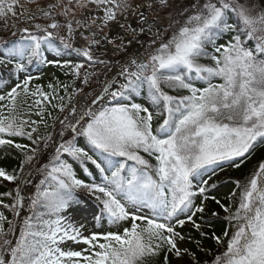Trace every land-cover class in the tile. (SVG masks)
Returning a JSON list of instances; mask_svg holds the SVG:
<instances>
[{
	"label": "snow or ice",
	"instance_id": "obj_1",
	"mask_svg": "<svg viewBox=\"0 0 264 264\" xmlns=\"http://www.w3.org/2000/svg\"><path fill=\"white\" fill-rule=\"evenodd\" d=\"M30 3L36 0H0L5 29L9 28V16L30 22L23 27L13 22L10 37L0 36V72L10 78L25 73L27 65L35 61L70 67L78 78L83 73L87 85L95 76L89 68L107 67L108 49L103 42L118 44L114 52L128 51L123 35L101 37L92 25L100 31L111 23L128 29V14L133 13L141 33L146 31L145 26L148 32L154 27L156 31L146 57L140 53L130 56L120 63L116 75L105 77L100 91L93 95L85 92L81 101L60 106L64 113L59 119L60 142L41 170L43 179L28 201L31 215L24 218L14 242L10 238L12 221H7L5 232L6 217L0 212V264H144L146 257H159L162 252L163 264H169L170 254L180 260L190 257L192 264H200L194 253L178 246V239L183 237L172 221L181 226L189 222L204 235L194 217L203 216L209 199L228 213L229 228L223 238L211 234L218 253L206 264H264V161L246 184L236 182L240 200L234 211L210 195V189L216 186L210 184L211 177L204 179L221 162L239 167L237 158L242 163L264 144V11L252 16L238 0H195L190 11L180 14L182 19H174L162 32L144 12L145 7L153 9L152 0H49L46 5L37 4L36 11L25 7ZM89 4L95 6V15L76 18L73 8ZM159 6L166 8L168 0H159ZM17 7L21 9L19 14ZM57 8H61L58 14ZM41 19L45 22H36ZM122 19L125 23H120ZM76 29L88 30V35L79 32L83 45L76 40ZM169 31L171 36L167 35ZM132 33L135 37L136 29ZM226 35L228 40L220 43ZM249 42L251 47L247 46ZM46 51L55 56L46 58ZM62 52L75 53L83 63L61 64L55 57ZM32 79L25 75L0 95V102L8 101L0 104L7 113L0 111V134L26 136L33 143L42 139L47 147L54 138L33 139L37 129H25L35 122L17 114L21 92L49 98L38 85L30 88ZM95 79L99 81L98 76ZM165 88L185 94H169ZM145 89L152 108L135 102ZM34 103L39 105L41 100ZM154 115L162 118L155 128ZM12 143L0 139V145ZM36 151L25 152L19 174L0 168V178L20 182L14 203L3 205L14 215L24 205L20 194L21 185L26 183L24 168L31 166ZM141 153L156 163H150ZM76 166L85 178L78 176ZM76 191L88 193L97 203V224L106 220L109 225L125 222L130 226L122 232L84 236L83 224L76 227L62 215L76 199ZM198 196L202 199L197 205L194 199ZM181 215L185 219H180ZM68 241L88 247L65 250L62 245ZM197 246L206 256H212L199 243Z\"/></svg>",
	"mask_w": 264,
	"mask_h": 264
},
{
	"label": "trees",
	"instance_id": "obj_2",
	"mask_svg": "<svg viewBox=\"0 0 264 264\" xmlns=\"http://www.w3.org/2000/svg\"><path fill=\"white\" fill-rule=\"evenodd\" d=\"M251 1H253L256 8H258L260 11H264V0ZM192 5L193 4L190 2L182 4L180 8L177 9V13L175 12V19H182L180 14L183 13L186 9L190 11ZM228 38L229 37L226 35L220 41V43L226 42ZM247 46L251 47L252 44L249 42ZM71 56H73V53L62 52L59 57L65 60L64 58H70ZM70 60L71 58L68 61L71 62ZM65 61H61V64H63ZM203 62L207 63L208 61ZM40 66L41 64L39 62L34 61L33 63L27 65L26 71L30 72L34 69L39 70ZM8 77L9 76L6 72H0V79L2 81H7L8 83H11L10 85H12V80L15 79L16 76H12L11 78ZM31 77L33 79L30 82V88L34 90L38 85L44 93L48 94V100H43V98L39 96H25V94L21 92L20 96L17 98L16 106L18 115L23 116V118L29 122H35L29 123V125L25 129L26 131H31L32 128H36L37 131L33 133V139H35L37 136L47 137L52 124L62 115L63 112H61L60 106L62 104L65 106L67 105V99L70 94L72 84L75 80V75L72 73L70 67H60L53 65V72L51 74L40 72L36 75H32ZM219 82L221 81H213V83ZM14 85L15 83L13 84V86ZM65 85H67V88H65ZM197 86L200 85L198 84ZM0 89H4V86L0 85ZM8 90L10 89H7L1 95L6 94ZM165 91H168L169 94H185L173 93L170 89L167 88H165ZM37 99L41 100V103L39 105H36L34 103V101ZM135 102L152 108V105L147 99L146 89L142 93V95L135 98ZM7 103V100L0 102V104ZM0 111H4L5 114H7L5 109L0 108ZM153 111H155V109H153ZM37 113L40 114L38 115ZM160 122H162V118L155 117L154 115L153 128L158 126ZM0 139H10L13 141L11 145H0V168L5 169L9 174H11L14 170L17 172V174H19V165L20 162L25 159V152L31 154L32 149L37 150L42 146L44 142L41 139L38 140L37 143H33L32 140H29L26 136H7L3 134H0ZM17 144L24 145L26 147L24 149H19L15 146ZM81 144H83V141H81ZM141 155H143L145 159H148L150 163H156L155 159L149 157L146 153H141ZM262 161H264V144L258 145L253 150L252 154L244 159L242 163L240 159L237 158L235 163L239 164V167H236L232 162H223L221 165L215 166L214 171L210 169L204 175V179H209V177H211L210 184H214L216 186L214 189H210V195L220 200L221 203H223L225 206L230 207L231 211H234L238 206L240 200V190L237 189L236 182L239 181L241 185L246 184L253 175L254 167ZM88 167L90 171H93L95 173L94 166L89 164ZM27 168L28 166L26 165L24 168V172ZM76 171L80 178H85L84 173L79 168V166H76ZM17 184H19V181L9 182L3 180V178H0V201H2V204H0V212H2L6 217V221L3 223V229L5 232H7L9 228L7 221H12L14 213L11 208H4L3 205L14 203ZM80 192L81 191L75 192L76 199L72 202L71 205H74L77 200L80 199ZM233 193H235V195H233ZM201 199L202 197H196L194 199V203L198 205ZM98 212L99 208L97 209V213ZM213 212H218L219 215L212 216L211 214ZM29 215H31V212L28 214V216ZM227 216L228 213H225L223 209L219 208L215 201L209 199L206 202V211L203 216L197 214V216L194 217L196 222L202 225L201 231L204 233V235H201L200 232H198L189 222H186L183 226L176 224V221L174 220L172 222L175 226L176 231L180 234V236L183 237L182 241L184 243V249H187L189 252L194 253L198 258L200 264H206V262H209L212 257L218 253L216 242L210 238L211 234L215 233L217 236H221L223 238L224 230L229 228V221L226 218ZM180 219H185V217L181 215ZM129 226L130 225L125 222H122L119 225H109L106 221L104 233L108 231L116 232L118 230L122 232L123 228ZM224 239L226 244V238ZM198 243L201 247L210 251L212 253V256H206L205 253L202 252L197 246ZM219 250L222 251L223 249L221 248ZM163 257V252L159 257H146L144 264H163ZM169 264H192V262L190 257H185L184 260H180L170 254Z\"/></svg>",
	"mask_w": 264,
	"mask_h": 264
},
{
	"label": "rangeland",
	"instance_id": "obj_3",
	"mask_svg": "<svg viewBox=\"0 0 264 264\" xmlns=\"http://www.w3.org/2000/svg\"><path fill=\"white\" fill-rule=\"evenodd\" d=\"M186 1L185 0H168V6L166 8H162L159 6V0H152V2L154 3L155 6L150 11V15L147 16V13H146V16L149 18H154L155 21H157L156 24H162L164 28L163 29L161 28L160 30L163 32L164 30L168 29V26L170 23L174 22L175 15L177 13V9H179L180 6L182 4H184V2H186ZM21 2L23 3V0H21ZM48 2H49V0H36V3L25 4V7L28 8L30 11H36L37 4L46 5ZM135 2L139 3L140 0H135ZM238 3H240L241 5H244L249 10L250 15H252V16H256L257 14L262 12L254 6L253 1H251V0H238ZM94 7L95 6L91 5V4H89L85 8L74 7L73 11L75 13V17L80 18L81 16L88 14V13H92L93 15H95V12H93ZM16 11H17V14H19L21 9L19 7H17ZM60 11H61V8L56 9L57 14ZM130 18L133 19V22L138 21L136 15L133 13L128 14L127 20L129 19V21H130L131 20ZM59 19L63 20V17H59ZM175 20H177V19H175ZM129 21H128V23H129ZM7 22H8L9 28L5 29V20L0 19V36L10 37V35H11L10 26L13 22L17 23L18 27H23V26H25L26 23H30V22H26L22 19L21 20H15V18H13L11 16H9L7 18ZM36 22L44 23L45 21H43L41 19V20L36 21ZM89 23L91 24V21H89ZM126 23H127V21H126ZM111 24H115V23H111ZM74 27H75V24H74ZM132 29H136L135 37L133 36ZM92 30L95 32H99V35H101V36L108 35V33H109V27H105L102 31H100V30L96 29L95 25H92ZM80 31H87L88 32V30L87 29H76V33H77L76 40L79 44L83 45L85 43V41L79 36ZM119 31L122 33H126V36L129 37L130 39H133V38L137 39L139 36L144 35L147 39H149V41L145 45H143L144 51H146L148 49V47L151 46L148 43L153 40V34L156 30L154 31V28H153L152 32H148L146 29L145 32L141 33L137 27H130L129 26L128 29H120ZM169 32L167 33V35L171 36V31H169ZM62 33H63V30H62ZM136 44H138V42H136ZM109 45H110V47H118V44L117 45L109 44ZM149 48L150 49L147 50V53L149 51H151V47H149ZM118 53H123V52H118ZM142 53H143V51H142ZM101 55H104V53H102ZM128 55H130V53H128ZM111 56L116 57L117 54L112 53ZM146 56H147V54H146ZM106 57H107V55H106ZM46 58L52 59L53 57L51 55L47 54ZM105 63L107 65V67L105 65H100L99 67L93 66V67L88 69L90 72H93L95 74V76L99 77V81H97L95 79V76H94V78L92 80H90L89 84H87V85L84 83L83 84L78 83L79 89L77 90V92L73 96L71 95L69 97L70 104H75L77 101H81V98L85 92L89 93V95H93L95 92L100 91V88L103 85V81H104L105 77L107 76L108 78H110L111 76H114V74L116 72H118L120 64H115V63L109 64L106 61H105ZM46 70H47L46 73H49L53 69H52V67H47ZM81 78H82V76H80V79ZM80 79H79V81H80ZM86 86H88V87H86ZM81 89L83 91H81ZM70 104H68V105L70 106ZM58 122L55 123L53 125V127H56L58 125ZM60 139L61 138L58 135L55 138V141H60ZM222 163L223 162H221V164ZM259 163L254 167L253 174L258 169ZM35 174H36V172H34V175ZM38 184L39 183L37 182L36 185H38ZM34 193H35V191H33L32 195H34ZM85 195L88 197H91L86 192H85ZM91 199H93V198L91 197ZM95 210H96V207L94 205H88V204H82L81 203V204L76 205L75 207H73L71 209H68L66 212L62 213V215L68 217V222L74 224L76 227H80V225L83 224L84 227L81 229V231H82L84 236H89L90 234H92V232H95L96 230H100L101 233H103L102 231H103V228L105 227L106 220L100 222L99 224L95 223V220H94V214H96ZM22 225L23 224L21 223V226ZM175 231H176V229H175ZM178 246L180 248L184 249V243L182 240L178 239ZM62 247H64L65 250L70 249V250L79 251V250H82L84 248H87V245H84L83 243H73L71 241H68L64 245H62Z\"/></svg>",
	"mask_w": 264,
	"mask_h": 264
},
{
	"label": "water",
	"instance_id": "obj_4",
	"mask_svg": "<svg viewBox=\"0 0 264 264\" xmlns=\"http://www.w3.org/2000/svg\"><path fill=\"white\" fill-rule=\"evenodd\" d=\"M49 144V143H48ZM49 146V145H48ZM48 146L47 147H45V148H48ZM34 166V165H33ZM34 169L36 168V165L33 167ZM29 177V178H31V173L29 172L27 175H26V177ZM36 180L38 179V177L37 178H35ZM24 184H26V183H24ZM24 184L23 185H21V192H20V194H21V196L23 197V194H24ZM32 188H34V184L32 185ZM26 198V200H27V205H28V201H29V196H27V197H25ZM17 212L19 213L18 215H15V219H14V222H13V224H12V229H13V231H12V233H11V239L13 240V239H15V237H16V235H17V233H18V228H19V223H20V221L22 220V218H23V215H24V210H22V211H20V210H17Z\"/></svg>",
	"mask_w": 264,
	"mask_h": 264
},
{
	"label": "bare ground",
	"instance_id": "obj_5",
	"mask_svg": "<svg viewBox=\"0 0 264 264\" xmlns=\"http://www.w3.org/2000/svg\"><path fill=\"white\" fill-rule=\"evenodd\" d=\"M141 38H143V37H140L139 41H141V42L144 41V39H141ZM56 134H57V130L54 131V134L52 135V137L54 139L49 141V146L46 149L52 150V147L55 144V136H56ZM46 154H47L46 151H43V153L40 154V156H39V158L37 160V164H39V163L41 164L42 160L46 157ZM26 183H27V185L25 186V195H27L29 193V191L31 190V185H32L33 181L26 180Z\"/></svg>",
	"mask_w": 264,
	"mask_h": 264
}]
</instances>
